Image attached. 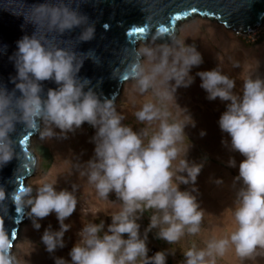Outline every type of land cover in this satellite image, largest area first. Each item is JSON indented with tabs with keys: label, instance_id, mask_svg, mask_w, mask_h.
Listing matches in <instances>:
<instances>
[{
	"label": "clouds",
	"instance_id": "1",
	"mask_svg": "<svg viewBox=\"0 0 264 264\" xmlns=\"http://www.w3.org/2000/svg\"><path fill=\"white\" fill-rule=\"evenodd\" d=\"M79 4L80 0H43L28 5L25 0H15L8 6L31 23L34 31L17 41L12 57L14 89L0 85V166L14 157L21 161L12 135L17 124L38 130L41 139L51 140L67 138L69 132L89 123L96 130L91 138L94 156L84 163L78 161L77 168L100 198L108 199L115 193L121 207L111 214L106 231L103 221L83 224L69 253L71 261L56 257L55 264H166L165 251L148 256L147 233L156 229L157 237L172 245L185 235L199 233L204 217L193 194L203 164L189 162L181 147L187 137L185 127L195 124L175 97L179 87L193 83L190 71L203 62L202 55L194 45L185 43L187 37L175 34L163 43L153 40L135 51L122 52L123 62L113 69V76L130 80L137 93L147 95L134 113L145 127L134 130L123 123L125 117L117 111L114 99L102 98L88 78L78 75L85 59L99 63L94 50H76L78 43L95 35L94 24ZM76 28L80 32L73 39L67 34ZM196 75L209 100L228 102L219 127L231 138L230 150L244 159L234 178L239 186L232 205L233 230L225 238L208 240L205 248L186 250L182 264H215V257L223 256L229 245H234L242 260L254 259L264 254V78L250 73L237 93L233 91L235 80L219 66ZM48 80L57 87L48 88L45 94L42 82ZM173 104L189 119L173 117L169 111ZM229 166L236 167L235 159L229 160ZM180 184L193 187L181 190ZM76 190L75 184L71 191L57 190L54 182L46 180L38 185L35 195L31 187L11 193L0 187V202L10 198L15 205L30 206L29 215L35 217L37 230L39 220L55 213L59 230L49 225L41 237L46 250L53 253L65 246L63 237L71 227L65 220L76 210ZM145 211L151 212L150 223L141 235L137 221ZM11 248L9 235L0 231V264H21Z\"/></svg>",
	"mask_w": 264,
	"mask_h": 264
},
{
	"label": "rangeland",
	"instance_id": "2",
	"mask_svg": "<svg viewBox=\"0 0 264 264\" xmlns=\"http://www.w3.org/2000/svg\"><path fill=\"white\" fill-rule=\"evenodd\" d=\"M178 36L181 39L187 37L185 43L194 45L203 59L200 65L194 66L190 71L193 83L189 87H179L175 97L177 104L186 109L195 124L193 126L189 123L185 127L187 137L181 147L187 151L186 158L189 162L203 164L195 184L197 191L193 194L204 211V217L199 233L185 235L172 245L158 238L156 229L147 233L148 256L151 257L157 251H165L166 264H182L186 250L191 247L205 248L208 240L225 238L234 228L232 205L235 190L239 186L234 184V178L238 175L239 163L244 157L239 152L230 150L228 145L231 138L219 127V118L228 102L221 101L220 98L209 100L207 92L200 86L201 78L196 73L219 66L235 80L236 87L233 91L237 93L241 91L243 78L250 73L264 78V37L252 43L254 32L237 35L216 22L196 17L180 25ZM141 44L143 43L139 46ZM146 98L147 95L134 90L129 80L124 83L115 104L117 111L125 117L123 123L134 130L145 127L136 120L134 113ZM169 111L181 121L189 119L174 104L169 106ZM54 131L60 132L58 128H54ZM95 131L94 127L85 122L74 132H69L67 138L45 140L40 138V134L33 138L32 149L38 157V165L35 174L28 180L32 194L35 195L36 188L45 180L54 182L57 190L71 191L75 184L78 203L73 214L65 220L66 224L71 225L63 237L65 246L58 247L53 253L46 250L41 237L49 225L52 230H59L55 213L38 221L41 225L39 230L34 227L35 217L28 213L27 221L21 226L18 240L12 249L21 264H55L56 257H63L70 262V250L79 239L78 233L83 224L90 221L99 224L103 221L106 231L112 222L111 214L120 209L121 203L115 193H110L108 199L100 198L94 186L88 183L87 177L81 174L82 169L77 168L78 161L84 163L94 156L95 145L91 138ZM202 131L205 132L204 135H201ZM230 159H235L236 167L229 166ZM217 180L222 183L218 184ZM179 187L181 190H191L193 186L180 184ZM28 208L30 212V206ZM150 215V211H145L137 221L141 235L150 223ZM215 264H264V254L256 255L254 259L242 260L234 245H229L223 256L215 257Z\"/></svg>",
	"mask_w": 264,
	"mask_h": 264
},
{
	"label": "water",
	"instance_id": "3",
	"mask_svg": "<svg viewBox=\"0 0 264 264\" xmlns=\"http://www.w3.org/2000/svg\"><path fill=\"white\" fill-rule=\"evenodd\" d=\"M14 2L0 0V85L9 91L15 87L12 77L16 76V68L12 57L17 50V41L34 31L31 23L8 7ZM41 2L43 0H25L28 5ZM193 7L198 9L196 13L191 11ZM79 8L94 24L95 35L90 41L78 43L76 50L85 53L94 50L99 63L85 59L78 75L88 78L102 98H112L115 104L126 82L113 76V69L123 62L122 52L135 51L140 43L148 40L163 43L172 34L178 36L180 25L196 17L216 22L229 31L243 33L264 23V0H80ZM184 12L188 15L184 16ZM178 14L179 21L175 20ZM137 27H144L146 31L137 33L134 31ZM162 27H167L168 31H160ZM79 32L80 29L76 28L67 35L74 39ZM42 85L45 94L48 88L57 87L51 80L43 81ZM16 94L20 93L17 91ZM38 134V130L16 125V132L12 135L23 163L20 167L21 161L14 157L0 166V187L6 193L28 187V180L38 165V157L32 149V140ZM28 213V206L15 205L10 198L0 202V231L9 235L11 251Z\"/></svg>",
	"mask_w": 264,
	"mask_h": 264
},
{
	"label": "built area",
	"instance_id": "4",
	"mask_svg": "<svg viewBox=\"0 0 264 264\" xmlns=\"http://www.w3.org/2000/svg\"><path fill=\"white\" fill-rule=\"evenodd\" d=\"M253 32H254L255 37L254 38H251V42L252 43H255V42H257V40L262 39L264 37V25L262 24L261 26L256 27L254 29H251V30H249L246 33H243L241 31H237L235 33L237 35L242 34V33L245 34V35H247V34L253 33Z\"/></svg>",
	"mask_w": 264,
	"mask_h": 264
},
{
	"label": "snow or ice",
	"instance_id": "5",
	"mask_svg": "<svg viewBox=\"0 0 264 264\" xmlns=\"http://www.w3.org/2000/svg\"><path fill=\"white\" fill-rule=\"evenodd\" d=\"M191 11H192L193 13H196V12L198 11V9L195 8V7H193V8L191 9ZM183 15H184V16H187L188 13H187V12H184ZM180 18H181V17H180V14H178V15L175 16V20H177V21H179ZM134 31L137 32V33H141V34H142V33H144V32L146 31V29H145L144 27H137V28L134 29ZM160 31H162V32H167V31H168V28H167V27H162V28L160 29Z\"/></svg>",
	"mask_w": 264,
	"mask_h": 264
},
{
	"label": "bare ground",
	"instance_id": "6",
	"mask_svg": "<svg viewBox=\"0 0 264 264\" xmlns=\"http://www.w3.org/2000/svg\"><path fill=\"white\" fill-rule=\"evenodd\" d=\"M183 24V23H182ZM263 25H264V23H263ZM149 41V40H148Z\"/></svg>",
	"mask_w": 264,
	"mask_h": 264
}]
</instances>
